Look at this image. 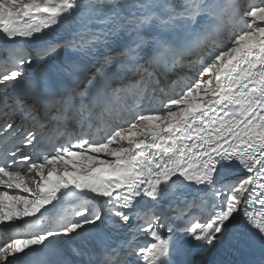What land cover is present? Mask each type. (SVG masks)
<instances>
[{"label": "snow or ice", "instance_id": "obj_1", "mask_svg": "<svg viewBox=\"0 0 264 264\" xmlns=\"http://www.w3.org/2000/svg\"><path fill=\"white\" fill-rule=\"evenodd\" d=\"M0 264H264V0H0Z\"/></svg>", "mask_w": 264, "mask_h": 264}]
</instances>
